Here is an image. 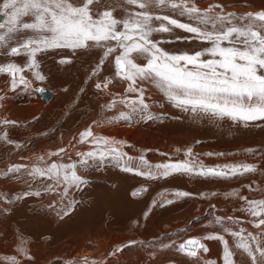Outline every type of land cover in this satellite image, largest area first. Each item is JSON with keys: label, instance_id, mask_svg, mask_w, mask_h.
<instances>
[{"label": "bare ground", "instance_id": "obj_1", "mask_svg": "<svg viewBox=\"0 0 264 264\" xmlns=\"http://www.w3.org/2000/svg\"><path fill=\"white\" fill-rule=\"evenodd\" d=\"M110 3L116 6L114 15L121 17L122 0ZM196 4L201 9L219 4L225 13L236 15L264 10V0H196ZM126 7L130 12L139 10ZM163 11L190 22L178 13ZM6 21L7 16L0 14V24ZM175 35L189 34L176 30ZM154 38L172 39L168 34H154ZM200 46L197 42L162 43L170 52ZM114 56L94 75L102 58L99 49L38 54L40 66L33 71H39L45 80H36L31 71L24 73L31 86L41 84L38 89L43 91L37 89L36 96L24 86L11 89V78L0 74V96L4 97L0 100V135H6L0 140V264H12V258L16 264H223L222 242L205 239L207 235H223L236 253L237 264H250L235 247L236 238L223 229L243 228L245 235L264 231V226H254V218L244 210L246 201L240 198L264 199V121L244 125L227 118H195L173 107L150 85H144L149 89L145 100L155 119L122 121L120 113L130 110L120 103L112 109L107 105L135 94L126 92L128 82L115 77ZM63 57L71 62L60 63ZM25 59L0 58V63L23 66ZM108 80L112 83L104 89ZM88 128L94 136L123 141L125 152L137 160L144 156L152 165L188 161L205 168H224L250 164L256 171L228 177L173 175L151 180L124 172L110 159L103 164L90 161L85 169L79 164L81 153L95 147L80 142V133ZM54 152L59 155L53 156ZM51 163H75L78 174L90 183L70 189L67 195L62 187L48 192L46 186L54 182L32 179L24 167L44 168ZM13 166L22 167L19 172L9 171ZM37 191L39 196H24ZM178 191L190 195L177 198ZM233 192L238 195H229ZM65 211H69L67 216ZM217 217L223 218V224L215 223ZM189 238L199 239L209 251L200 249L196 257L178 252V245Z\"/></svg>", "mask_w": 264, "mask_h": 264}, {"label": "snow or ice", "instance_id": "obj_2", "mask_svg": "<svg viewBox=\"0 0 264 264\" xmlns=\"http://www.w3.org/2000/svg\"><path fill=\"white\" fill-rule=\"evenodd\" d=\"M126 6H136L139 10L130 12ZM120 7L124 14L117 17L114 15L116 6L110 0H0V14L7 16L6 23L0 24V58H26L23 66L11 61L0 63V74L11 78L13 90L20 86L30 88L32 82L24 75L26 71H31L36 80H45L39 71H33L40 66L38 54L65 49L73 53L99 49L102 58L98 68L115 54V77L128 82L126 92L135 94L107 105L112 109L120 103L130 110L120 113L118 119L122 121L131 123L134 117H139L140 121L155 119L145 100L149 89L144 85L152 86L173 107L190 112L195 118H227L244 125L264 121V10L236 15L225 13L219 4L201 9L196 0H122ZM216 8L221 10L215 11ZM165 9L187 17L190 22L173 18L163 11ZM176 30L189 35H175ZM154 34H168L172 39L159 41ZM176 41L197 42L201 46L183 52H170L162 47L164 42ZM141 60L144 63H140ZM70 62L68 57L60 60V63ZM111 83L112 80H108L103 88L107 89ZM95 87L101 89V84L96 83ZM3 99L0 96V100ZM4 139L6 135H0V140ZM80 142L95 146L94 150L81 153L82 168L90 167V161L103 164L110 159L124 172L151 180L173 175L228 177L256 171L250 164L225 165L224 168H205L188 161L152 165L144 156L137 160L125 152L123 141L94 136L91 128L80 133ZM188 154L191 155V150ZM21 167L13 166L9 171L19 172ZM24 167L32 179L40 177L54 182L46 186L48 192L62 187L67 195L70 189H81L89 183L78 174L75 163H51L30 170ZM28 195L39 196L40 192L24 193ZM175 195L181 198L190 194L178 191ZM240 198L246 201L244 210L254 218V226L261 229L264 199ZM67 207L70 211L71 205ZM69 211L63 215L67 216ZM227 219L239 223L233 217ZM215 223L223 224V218L217 217ZM223 230L236 238L235 247L246 255L250 264H264V231L245 235L243 228L233 231L224 227ZM205 239L222 242L223 264H237L236 253L223 235H207ZM200 249L204 253L209 251L199 239L189 238L178 245L177 251L196 257ZM12 264H16L15 258Z\"/></svg>", "mask_w": 264, "mask_h": 264}, {"label": "rangeland", "instance_id": "obj_3", "mask_svg": "<svg viewBox=\"0 0 264 264\" xmlns=\"http://www.w3.org/2000/svg\"><path fill=\"white\" fill-rule=\"evenodd\" d=\"M99 62H100V61H99ZM99 62H97L96 65H95V70H94V71L96 72V74L93 73L94 75H98V73H99L100 68H98V66H97V65H99ZM96 66H97V67H96ZM101 68H102V67H101ZM37 86H38V87H37ZM39 87H41V84H40V85L37 84L36 86H35V85L31 86V87H30V92H31V94H33V95L36 96V94L39 93V92H37V89H38ZM32 90H33V91H32ZM36 92H37V93H36ZM18 102L20 103L21 101L18 100ZM47 137H48V136H45L44 139H46ZM88 180H89V179H88ZM89 183H90V180H89ZM139 187H140V186H138V187L135 188V189H138ZM141 189H143V188H141ZM81 199H82V198H79L78 201H80Z\"/></svg>", "mask_w": 264, "mask_h": 264}]
</instances>
